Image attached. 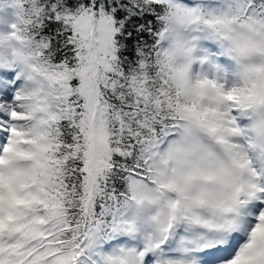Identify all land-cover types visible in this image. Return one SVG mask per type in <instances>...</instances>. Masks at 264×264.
<instances>
[{"label": "snow or ice", "instance_id": "obj_1", "mask_svg": "<svg viewBox=\"0 0 264 264\" xmlns=\"http://www.w3.org/2000/svg\"><path fill=\"white\" fill-rule=\"evenodd\" d=\"M11 6L0 264H264V0Z\"/></svg>", "mask_w": 264, "mask_h": 264}, {"label": "rangeland", "instance_id": "obj_2", "mask_svg": "<svg viewBox=\"0 0 264 264\" xmlns=\"http://www.w3.org/2000/svg\"><path fill=\"white\" fill-rule=\"evenodd\" d=\"M12 0L4 7H0V21L12 22L15 19L14 8L11 6Z\"/></svg>", "mask_w": 264, "mask_h": 264}]
</instances>
